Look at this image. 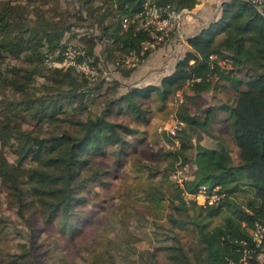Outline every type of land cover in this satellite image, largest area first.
<instances>
[{
    "label": "trees",
    "instance_id": "trees-1",
    "mask_svg": "<svg viewBox=\"0 0 264 264\" xmlns=\"http://www.w3.org/2000/svg\"><path fill=\"white\" fill-rule=\"evenodd\" d=\"M39 1L0 0V82L22 94L11 114L19 111L23 118L31 116L44 130L34 134L16 128L10 114L6 119L0 117L2 185L22 207L26 192H32L44 224L59 217L63 233L72 239L73 230L82 234L80 224L88 217L84 207L91 188L109 183L111 165L120 169L133 159L138 177L153 179L164 172V177L145 187L142 194L160 214L168 210L170 227L156 249L163 251L167 264H227L228 257L237 256L236 240L250 238L256 220L264 223V16L248 0H223L220 16L188 37L191 48L177 62L174 74L159 83L130 86L119 92L118 80L103 76L92 79L73 67L50 66L48 60L60 58L74 38V24L68 16L75 13L100 25L99 34L82 33L81 45H74L82 58L101 65L106 50L120 54L118 61L133 50L140 54L150 34L137 30L134 22L124 29L123 18L140 10L146 0H79L83 8L73 14L70 8L64 17L52 11L54 8L44 9ZM155 1L177 8H192L198 2ZM27 11L34 12L35 18H29ZM9 56L22 59L24 64L3 69ZM32 63L35 65L30 66ZM120 67L123 74L134 72V68ZM38 76L44 81L37 84ZM31 87L36 88L34 92L28 91ZM179 92L184 97L177 116L185 121L176 135L179 143L166 135L174 146L162 154L163 162H150L134 154L137 144L145 139L142 127L150 126L155 111L164 110L167 101L177 98ZM205 92L214 93V103L209 106H205ZM216 92H227L228 99H217ZM223 111V130L230 132L239 148L238 161L230 158L224 147L204 141L208 134L215 137L208 127ZM200 112L205 115L203 120ZM197 130L201 139H196ZM5 146L14 149L17 160L8 159ZM189 164L196 167L183 185L168 177L186 170ZM202 184H222L226 198L209 206L194 201L188 204L183 192H196ZM154 224L165 228L162 222ZM175 227L191 229L194 241L184 243ZM89 242L79 245V250ZM43 252L49 254L48 248ZM142 257L145 264H159L162 258L155 251ZM35 264H44L38 254Z\"/></svg>",
    "mask_w": 264,
    "mask_h": 264
},
{
    "label": "rangeland",
    "instance_id": "rangeland-1",
    "mask_svg": "<svg viewBox=\"0 0 264 264\" xmlns=\"http://www.w3.org/2000/svg\"><path fill=\"white\" fill-rule=\"evenodd\" d=\"M39 3L42 4L44 9L51 8L52 10V8H54L52 11L60 13L62 17H64L63 14H67L70 8L72 11H70L71 14L83 8L79 0H54L51 3L46 2V0H40ZM55 9L57 11H55ZM211 11L213 10L211 9ZM26 14L29 18H35V13L32 11H27ZM84 15H86L85 12ZM212 15L214 16V14H209L207 20H211L213 17ZM68 19L74 24L73 31L75 32L73 34L74 38L69 42L70 44L81 45V38H83L82 33H100L99 24H96L95 21L92 20L89 22L81 19L77 13H75V16H68ZM203 22L204 20H200L201 24ZM173 36H171V38ZM170 39L168 41H170ZM104 44L105 43L102 42L100 47L103 48ZM187 51V49L183 51L184 56ZM104 54L105 61L101 60L103 64H100L109 72L111 76L109 81L112 79L118 80L119 92L129 89L130 86H142V78H144V76L135 73L138 64L134 67L126 64L117 65L116 60L120 54L114 55L109 50L104 51ZM12 64H24V61L20 58L17 59L13 56H9L6 58L5 62H3L2 68L4 69L6 65L12 66ZM33 65H35V63L30 64V66ZM120 66L130 69L134 68L133 74H123ZM160 67L161 66H159V68ZM44 70L45 69L42 68L41 71ZM175 70L166 76L174 74ZM42 81H44V78L38 76L36 83ZM35 89V87H31L28 91L34 92ZM185 94L186 98L188 94ZM182 96L184 97L183 93ZM204 97H206L207 101L205 106L214 103L213 92H205ZM21 99V93L6 85L5 82H0V117L6 119V115L10 114L12 118L11 123H13L16 128L22 127L24 129H29L32 130L34 134L35 132L44 131L39 128L31 116L23 118L19 111H17L14 116L11 114L14 111L15 105ZM179 103L180 102L176 101V97L175 99L170 98L164 110L155 111L150 126L142 127L145 130V139L142 143L137 144L134 154H138L150 162H163L164 157L162 154L168 149L173 148L174 143L177 144L176 140H179L178 137H175L172 138L174 143L169 142L166 138L167 132L160 131L158 126L178 114L177 110ZM199 116L201 120H203L205 115L200 112ZM65 126H68V124L66 123ZM12 141L14 142V139ZM0 146H3L1 141ZM4 150H6V155L10 161L13 162L17 160L15 151L12 147L5 146ZM133 166V159L126 161L124 167L120 169L117 166L114 167L111 165L112 174L108 177L109 183L105 186L100 185L91 188L92 191L89 195V203L84 207L86 212H88V217L80 224L83 228L82 234L79 235L78 230H73V234L75 235L72 239L63 233V222L60 221L59 217L50 224H44V218L40 216L42 214L41 209L35 204V196L32 192H26V205L22 207L17 197L2 185L0 179V227H3L0 230V264H35L36 254H38L40 258H43L44 264H86L83 257L81 259L78 252L81 250H79V245L91 240L92 243L89 242L88 245L90 248L98 237L99 246L103 248H112L116 246L114 241L116 240V230L118 229V224L116 225V223L119 221L128 222L131 218L148 214L151 215L153 213L159 216V211L149 208L145 204V199L143 198L144 193L142 194V192L148 185L159 182L164 177V172H160L153 179L145 176L138 177ZM21 211L23 213H21ZM165 212L162 214L163 216L167 215L168 210ZM110 236H113L114 240L111 239ZM39 244L43 245L39 246ZM53 247L56 249H53ZM47 248L49 254L43 252L47 250ZM24 253L27 255L20 258L21 254ZM49 255L53 257L51 258ZM53 260L54 262L51 263L50 261ZM159 264H167L166 259L163 257L160 258Z\"/></svg>",
    "mask_w": 264,
    "mask_h": 264
},
{
    "label": "crops",
    "instance_id": "crops-1",
    "mask_svg": "<svg viewBox=\"0 0 264 264\" xmlns=\"http://www.w3.org/2000/svg\"><path fill=\"white\" fill-rule=\"evenodd\" d=\"M222 2L223 0H210L206 2L201 6L194 19L183 25L179 33L174 34L170 41L153 51L149 57L137 65L138 67L135 73L144 76L142 78V86L159 83L164 76L175 70L177 62L184 56L183 51L191 48L187 40L188 37L196 34L210 21L207 20L209 14H214V16L212 15V19L220 16ZM200 20H204V22L201 24ZM159 66L161 67L159 68ZM228 95L227 92H216L217 99L227 100ZM225 116L226 111L218 112L217 119L211 121L208 127L215 137L208 134L205 136L204 141L206 140V143L211 146L224 147V151L228 153L230 158L238 161L239 148L232 141L230 132L223 130L226 122L221 119ZM201 138V131L197 130L196 139ZM195 167L194 164L188 165L186 174L189 178H192L191 172ZM145 204L149 208L158 211V207L154 203L145 202ZM144 216L131 218L128 222L119 221L116 223V225L118 224L116 240H114L113 236H110L115 241L116 246L103 248L98 245L99 239L97 237L92 247L81 248L79 251L81 259L83 257L86 264H145L142 256L147 257L154 251L157 256L163 257V251L161 249L156 251V249L161 245V241L166 238V227H170V222L166 217L167 215L163 216L160 214L156 216L153 213ZM155 221L164 223L165 228L156 226L154 224ZM174 232L184 243L191 244L194 241V233H192L191 229L185 230L175 227ZM259 264H264V259Z\"/></svg>",
    "mask_w": 264,
    "mask_h": 264
},
{
    "label": "built area",
    "instance_id": "built-area-1",
    "mask_svg": "<svg viewBox=\"0 0 264 264\" xmlns=\"http://www.w3.org/2000/svg\"><path fill=\"white\" fill-rule=\"evenodd\" d=\"M210 0H198L192 7L177 8L172 4H159L155 0H146L140 10L133 15L123 18V28H128L131 22H134L137 30H146L150 34V39L143 43L140 54L133 50L122 60H117V65L136 66L142 62L141 55L147 52H153L165 44L171 36L179 33L183 25L194 19L201 6ZM260 14L264 16V0H248ZM213 57V55L211 56ZM48 64L53 67H73L89 78L95 79L103 76L106 80L110 79V74L101 65L91 62L87 58H82L80 52L73 45L69 44L58 59H49ZM183 100L182 92L177 94L176 101ZM185 125V121L180 117L173 116L168 121L159 125L160 131H166L169 136L175 138L178 131ZM178 144L179 141L176 140ZM186 170H178L169 173L168 177L183 185L184 180L189 177ZM183 199L190 204L192 201L199 205L209 206L217 204L227 196V191L222 184L213 186L202 184L196 192L185 190L182 194ZM237 256L228 257L227 264H259L264 259V223L256 220L254 222L253 232L250 238H241L236 240Z\"/></svg>",
    "mask_w": 264,
    "mask_h": 264
}]
</instances>
